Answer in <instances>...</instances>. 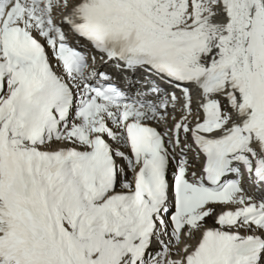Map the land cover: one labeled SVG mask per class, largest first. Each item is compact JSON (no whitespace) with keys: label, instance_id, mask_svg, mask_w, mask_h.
Instances as JSON below:
<instances>
[{"label":"snow or ice","instance_id":"obj_1","mask_svg":"<svg viewBox=\"0 0 264 264\" xmlns=\"http://www.w3.org/2000/svg\"><path fill=\"white\" fill-rule=\"evenodd\" d=\"M0 264H264V0H0Z\"/></svg>","mask_w":264,"mask_h":264}]
</instances>
